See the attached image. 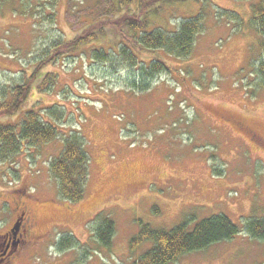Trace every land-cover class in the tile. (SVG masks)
Wrapping results in <instances>:
<instances>
[{
  "label": "rangeland",
  "instance_id": "374dc122",
  "mask_svg": "<svg viewBox=\"0 0 264 264\" xmlns=\"http://www.w3.org/2000/svg\"><path fill=\"white\" fill-rule=\"evenodd\" d=\"M154 1L58 0L43 8L42 18L35 7L42 1L0 0V99L10 100L12 88L34 76L20 113H45L56 105L65 112L63 122L53 121L60 132L54 142L15 163L0 162V234L13 227L21 204L36 218L34 243L14 264H131L153 245L131 252L140 222L164 230L187 223L193 229L220 214L242 233L173 264H264V240L245 231L250 219L264 218V88L255 74L263 52L251 25V4L258 0L188 1L150 12L155 26L166 31L195 16H202L204 30L187 59L159 51L171 71L138 89L134 70L91 53L117 50L114 20ZM43 19H54L68 40L93 31L94 20L106 36L73 57L49 62L48 56L40 66L37 60L59 37ZM73 132L84 136L90 157V180L78 203L61 197L49 171ZM99 215L115 223L111 248L96 238ZM68 237L75 244L60 248Z\"/></svg>",
  "mask_w": 264,
  "mask_h": 264
},
{
  "label": "trees",
  "instance_id": "16d2710c",
  "mask_svg": "<svg viewBox=\"0 0 264 264\" xmlns=\"http://www.w3.org/2000/svg\"><path fill=\"white\" fill-rule=\"evenodd\" d=\"M37 1H42V5H35L40 15L43 14V8L46 5L53 8L58 2V0ZM188 1L208 2V0H155L152 4L148 2L147 6L143 5L145 7L140 9V13H128L115 19L113 29H115L117 40H121L120 44L116 46L119 48L117 50L113 47L109 50L104 47L94 48L91 57L106 62L114 61L113 58L118 59L120 65L123 64L125 69L135 71L133 78L138 81V84L133 83V86L138 89H147L153 80L163 73L171 71L168 62L159 57L157 53L163 51L172 57L187 59L193 54L196 39L204 30L202 16H195L182 21L173 32L166 31L162 27L155 26L149 17L150 12L159 14L160 10L165 9L166 6H176ZM119 6H121L120 3ZM157 6L160 7L157 8ZM44 20L46 19L42 21ZM46 21L54 25L59 37L51 43L50 49L45 50L42 57L37 60L40 66L46 65L45 59L48 56L49 62L56 61L63 55L73 57L86 45L104 39L106 36L104 26H96L97 21L94 20L92 22L93 31L82 33L68 40L63 37L60 28L55 26L54 19ZM251 25L261 36L259 47L263 56L258 60L255 74L259 78V84L264 88V0H258L251 4ZM72 53L74 55H71ZM143 53L147 55L144 58ZM37 73L36 70L34 75ZM33 78L34 76L31 77V80ZM31 80L15 85L12 88L10 100L0 99V117H13L18 113L22 115L19 122L0 121L1 163H15L21 154L54 142L60 135L59 129L53 124V121L63 122L65 112L58 105L45 108L46 114L43 110L34 108L20 113L31 90ZM3 95H7V93L4 91ZM84 142L85 138L81 133L73 132L66 137L61 154L51 159L49 163L50 176L58 180L60 195L69 203H78L84 198L86 185L90 180V157ZM97 220L99 225L96 227L95 235L99 246L111 248L116 232L115 223L109 217L102 215H99ZM140 223L142 225L140 232L131 239V252L134 253L147 242H152L153 245L131 264H173L184 255L205 250L219 242L232 240L243 231L237 223L223 214L205 218L199 221L193 229H190L187 223L180 224L171 230L157 229L149 224ZM245 231L255 239L264 240V218L250 219ZM74 244L75 240L68 237L59 242V247L66 249Z\"/></svg>",
  "mask_w": 264,
  "mask_h": 264
},
{
  "label": "flooded vegetation",
  "instance_id": "af4514ba",
  "mask_svg": "<svg viewBox=\"0 0 264 264\" xmlns=\"http://www.w3.org/2000/svg\"><path fill=\"white\" fill-rule=\"evenodd\" d=\"M19 206L14 220V223L19 222L18 229L12 231L10 228L0 234V264H14V260L25 253L33 242L36 218L26 206ZM40 244L41 241L35 243Z\"/></svg>",
  "mask_w": 264,
  "mask_h": 264
},
{
  "label": "water",
  "instance_id": "95a60500",
  "mask_svg": "<svg viewBox=\"0 0 264 264\" xmlns=\"http://www.w3.org/2000/svg\"><path fill=\"white\" fill-rule=\"evenodd\" d=\"M18 225H19V223H16L15 226H14V228L12 229V231L17 230L18 229Z\"/></svg>",
  "mask_w": 264,
  "mask_h": 264
}]
</instances>
